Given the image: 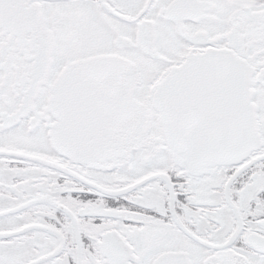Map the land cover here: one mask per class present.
Returning <instances> with one entry per match:
<instances>
[{"label":"snow or ice","instance_id":"obj_1","mask_svg":"<svg viewBox=\"0 0 264 264\" xmlns=\"http://www.w3.org/2000/svg\"><path fill=\"white\" fill-rule=\"evenodd\" d=\"M0 264H264V0H0Z\"/></svg>","mask_w":264,"mask_h":264}]
</instances>
